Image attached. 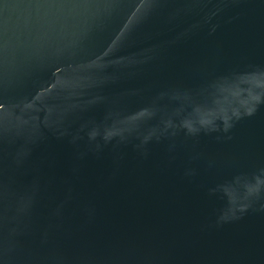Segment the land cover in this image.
<instances>
[{"label": "water", "instance_id": "obj_1", "mask_svg": "<svg viewBox=\"0 0 264 264\" xmlns=\"http://www.w3.org/2000/svg\"><path fill=\"white\" fill-rule=\"evenodd\" d=\"M0 264H264V0H0Z\"/></svg>", "mask_w": 264, "mask_h": 264}]
</instances>
